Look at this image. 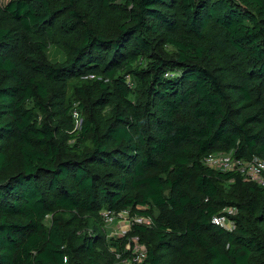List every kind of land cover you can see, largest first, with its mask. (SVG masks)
I'll use <instances>...</instances> for the list:
<instances>
[{"label": "trees", "instance_id": "1", "mask_svg": "<svg viewBox=\"0 0 264 264\" xmlns=\"http://www.w3.org/2000/svg\"><path fill=\"white\" fill-rule=\"evenodd\" d=\"M214 153L264 161V0H0V264H264V186Z\"/></svg>", "mask_w": 264, "mask_h": 264}, {"label": "built area", "instance_id": "2", "mask_svg": "<svg viewBox=\"0 0 264 264\" xmlns=\"http://www.w3.org/2000/svg\"><path fill=\"white\" fill-rule=\"evenodd\" d=\"M81 122V120H80ZM81 126V125H80ZM204 163L211 169H218L223 173L228 172H237L239 171L242 174V177L247 182H255L261 186H264V161L253 158L252 160L240 161L236 159L232 153L228 154H211L210 156L204 159ZM225 213H228L230 216H236L238 211L237 209L227 208ZM104 217L110 216L109 212L103 213ZM147 218V217H146ZM112 220V219H111ZM145 221L147 223H145ZM135 224H146L150 225V219H144V217L136 216L133 220ZM213 224L219 226L227 231H233L236 227L234 221H232L229 217L222 215L213 218ZM137 243L139 242V238L135 237ZM130 249L132 251V255L134 257H125V253L123 252H115L116 258L119 263L123 264H139L141 263L146 254V247L144 245H140V243L134 245L133 247L125 248V251Z\"/></svg>", "mask_w": 264, "mask_h": 264}, {"label": "rangeland", "instance_id": "3", "mask_svg": "<svg viewBox=\"0 0 264 264\" xmlns=\"http://www.w3.org/2000/svg\"><path fill=\"white\" fill-rule=\"evenodd\" d=\"M1 1L2 3H7L10 0H1ZM75 124H76V128H79L81 125L80 118L76 116V113H75ZM135 217L136 215H132L130 211H123L119 214H113V215L106 217V228L108 230V236L116 237V238L125 237L132 230V225L134 223L133 220ZM144 219L147 220L146 217H144ZM145 223L147 222L145 221ZM131 241H132L131 243H128L126 245L127 247H133L134 245L139 243V242L137 243V241L135 240V237H133ZM112 251H115V250L112 249ZM126 252H130V249L127 248V250L123 253L126 254ZM119 264H123V263H119Z\"/></svg>", "mask_w": 264, "mask_h": 264}, {"label": "clouds", "instance_id": "4", "mask_svg": "<svg viewBox=\"0 0 264 264\" xmlns=\"http://www.w3.org/2000/svg\"><path fill=\"white\" fill-rule=\"evenodd\" d=\"M221 228V227H220Z\"/></svg>", "mask_w": 264, "mask_h": 264}]
</instances>
